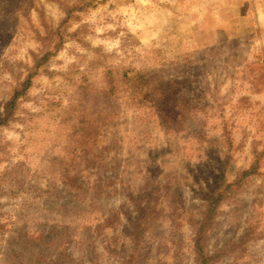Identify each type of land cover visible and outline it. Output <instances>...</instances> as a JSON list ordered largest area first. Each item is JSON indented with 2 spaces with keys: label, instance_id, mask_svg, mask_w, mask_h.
Returning <instances> with one entry per match:
<instances>
[{
  "label": "rangeland",
  "instance_id": "374dc122",
  "mask_svg": "<svg viewBox=\"0 0 264 264\" xmlns=\"http://www.w3.org/2000/svg\"><path fill=\"white\" fill-rule=\"evenodd\" d=\"M27 77L0 264H198L221 172L208 264H264V0H0V113Z\"/></svg>",
  "mask_w": 264,
  "mask_h": 264
},
{
  "label": "trees",
  "instance_id": "16d2710c",
  "mask_svg": "<svg viewBox=\"0 0 264 264\" xmlns=\"http://www.w3.org/2000/svg\"><path fill=\"white\" fill-rule=\"evenodd\" d=\"M38 64V63H37ZM28 77L24 79L23 82L19 84V86L13 91L12 96L5 101L4 103V110L2 113H0V125H3L7 123L13 115L14 108H15V102L20 94H23L26 89L28 88ZM260 154H264V149L259 151ZM223 173L221 172L215 179L214 186L209 189L207 193L208 197V203L206 206V215L203 221L200 223V227L197 231V237L195 239V254L197 256V263L198 264H208V262L212 259V256L209 255L205 248V243L203 242V237H200V234L204 233L205 224L207 221H209L210 217H212L214 210L216 209L217 205L220 203V201L223 198V195L228 191V188L230 186V183H228L224 190L221 191V186L224 182L221 177H223ZM247 171L242 173V176L245 175Z\"/></svg>",
  "mask_w": 264,
  "mask_h": 264
}]
</instances>
